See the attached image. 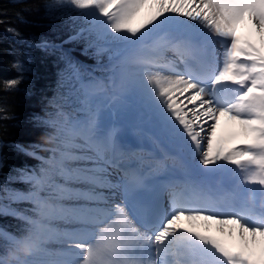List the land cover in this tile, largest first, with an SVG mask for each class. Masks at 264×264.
<instances>
[{
	"label": "snow or ice",
	"instance_id": "snow-or-ice-1",
	"mask_svg": "<svg viewBox=\"0 0 264 264\" xmlns=\"http://www.w3.org/2000/svg\"><path fill=\"white\" fill-rule=\"evenodd\" d=\"M56 4L84 21L70 39L107 54L108 75L66 57L82 115L46 121L57 132L49 155L21 148L39 164L0 179V216L24 224L0 227V264H264V0ZM125 93L139 97L173 152L154 141L145 153L101 119L104 100ZM222 118L235 129L227 136ZM211 222L227 239L208 234Z\"/></svg>",
	"mask_w": 264,
	"mask_h": 264
},
{
	"label": "trees",
	"instance_id": "trees-1",
	"mask_svg": "<svg viewBox=\"0 0 264 264\" xmlns=\"http://www.w3.org/2000/svg\"><path fill=\"white\" fill-rule=\"evenodd\" d=\"M75 16V11L57 5L56 0H0V107L6 109L0 116H7L0 119V179L16 175V169L39 164L21 148L30 152L40 145L38 154L49 155L48 150L57 144V132L46 121L82 115L75 92L79 85L70 77L66 57L91 67L97 54L87 47L86 39H70L85 26ZM43 41L56 47H39ZM17 63L22 67H15ZM11 79L20 83L9 89L6 81ZM10 187L27 186L12 182ZM0 227L16 231L24 224L14 217L0 216Z\"/></svg>",
	"mask_w": 264,
	"mask_h": 264
},
{
	"label": "bare ground",
	"instance_id": "bare-ground-1",
	"mask_svg": "<svg viewBox=\"0 0 264 264\" xmlns=\"http://www.w3.org/2000/svg\"><path fill=\"white\" fill-rule=\"evenodd\" d=\"M238 35H247V30L242 27L239 30ZM130 94L133 95L132 93ZM140 102L138 96L135 100L128 102L127 104H123L119 100L114 101L112 103L116 115L114 126L119 127L124 135H129L140 145L143 143L147 146L156 147L154 141H158V146L161 144L164 145L163 142H168L167 139L163 137L154 118L144 106H142L143 108H140ZM234 130V127L226 120V118H222L221 127L218 130L219 133L227 136ZM238 143L239 141H233V145ZM229 167L234 166L229 165ZM113 198L116 199V196ZM217 228L218 227H216V229ZM256 251L259 254V247H257Z\"/></svg>",
	"mask_w": 264,
	"mask_h": 264
},
{
	"label": "rangeland",
	"instance_id": "rangeland-1",
	"mask_svg": "<svg viewBox=\"0 0 264 264\" xmlns=\"http://www.w3.org/2000/svg\"><path fill=\"white\" fill-rule=\"evenodd\" d=\"M145 15V13H142L141 14V17H139L138 19H137V21H136V23H139V22H141V20L143 19V16ZM87 47H89V45H88V41H87ZM89 48H91V47H89ZM94 51H95V49L94 48H92ZM95 53H96V51H95ZM104 59H103V58ZM106 57H107V61H108V56H107V54H102V55H100V56H97V62H98V64H103V62H102V60H105L106 59ZM105 63V62H104ZM110 105V104H109ZM108 108V107H107ZM110 108H111V106H110ZM105 116H107V114H104ZM102 116V120L105 122V118H103V117H105V116ZM57 243H59L58 241H56L55 242V245L57 246L58 244ZM59 246V245H58Z\"/></svg>",
	"mask_w": 264,
	"mask_h": 264
}]
</instances>
